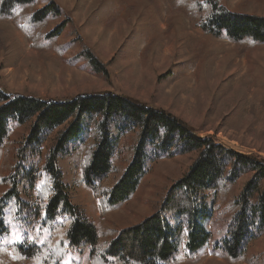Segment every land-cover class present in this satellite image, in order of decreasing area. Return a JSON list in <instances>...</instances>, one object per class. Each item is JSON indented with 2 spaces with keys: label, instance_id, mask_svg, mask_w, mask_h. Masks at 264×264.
Wrapping results in <instances>:
<instances>
[{
  "label": "trees",
  "instance_id": "16d2710c",
  "mask_svg": "<svg viewBox=\"0 0 264 264\" xmlns=\"http://www.w3.org/2000/svg\"><path fill=\"white\" fill-rule=\"evenodd\" d=\"M206 35L239 50L264 46V16L228 9L219 0H169ZM39 5H42L41 8ZM33 49L53 47L72 19L54 0H0ZM51 21L57 24L50 30ZM43 40V41H42ZM81 57L96 76L106 67L86 47ZM18 128L15 162L0 178V255L5 264H170L210 246L236 261L264 236V158L217 145L171 112L109 91L44 99L0 87V150ZM82 145L83 179L102 219L136 194L164 157L195 154L186 173L167 191L157 212L140 223L103 229L72 202L58 162ZM120 162H115V159ZM239 193L223 204L232 187ZM12 227L19 240L4 244ZM210 227V228H209ZM6 256V257H5Z\"/></svg>",
  "mask_w": 264,
  "mask_h": 264
},
{
  "label": "rangeland",
  "instance_id": "374dc122",
  "mask_svg": "<svg viewBox=\"0 0 264 264\" xmlns=\"http://www.w3.org/2000/svg\"><path fill=\"white\" fill-rule=\"evenodd\" d=\"M54 1L72 23L49 49H33L11 20H0L1 88L44 99L105 91L128 96L171 112L203 139L213 138L217 145L264 158V46L242 51L227 39L206 35L184 13L173 11L169 0ZM219 1L233 11L264 16V0ZM56 24L51 21L47 30ZM83 47L106 67L107 80L87 66L80 55ZM26 133V128H18L0 150V178L9 173L17 142ZM195 158L190 154L161 159L136 194L104 220L94 193L84 183L82 145L58 165L72 202L103 229L121 230L157 212L171 185ZM244 182L229 190L223 204L239 193ZM3 189L0 186V193ZM19 238L12 227L3 242L11 244ZM183 247L170 264H264V236L233 262L213 254L210 246L189 258ZM5 259L11 262L9 255ZM73 259L77 256L71 255Z\"/></svg>",
  "mask_w": 264,
  "mask_h": 264
},
{
  "label": "snow or ice",
  "instance_id": "6c2138e0",
  "mask_svg": "<svg viewBox=\"0 0 264 264\" xmlns=\"http://www.w3.org/2000/svg\"><path fill=\"white\" fill-rule=\"evenodd\" d=\"M0 264H2V262H0ZM68 264H71V261H68Z\"/></svg>",
  "mask_w": 264,
  "mask_h": 264
}]
</instances>
